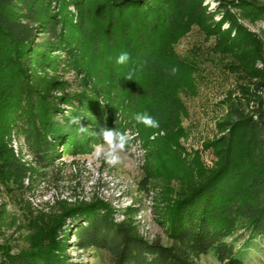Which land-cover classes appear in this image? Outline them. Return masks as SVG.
Listing matches in <instances>:
<instances>
[{
  "label": "trees",
  "instance_id": "trees-1",
  "mask_svg": "<svg viewBox=\"0 0 264 264\" xmlns=\"http://www.w3.org/2000/svg\"><path fill=\"white\" fill-rule=\"evenodd\" d=\"M215 1L216 12L205 0H0L5 186L21 187L27 177L37 182L62 153L81 154L103 142L104 128L162 130L173 145L188 116L185 98L198 92L199 66L176 51L193 28L214 39L208 53L223 59V69L259 80L253 90L241 88L240 97L223 99L226 113L217 124L223 133L202 145L214 157L211 167L198 151L182 157L173 150L167 167L184 166L186 173L168 210L169 245L146 241L128 220L114 222L100 203H82L64 211L76 219L70 235L77 250L104 251L109 264H196L210 251L223 264H242L229 240L239 232L264 233V42L238 23L224 0ZM228 3L242 19L264 21V3ZM122 52L131 57L128 65L116 63ZM129 69L133 80L124 78ZM136 113L158 119L159 127L138 124ZM75 115H83L87 133L65 130ZM14 133L24 138L35 166L8 147ZM0 264H67V257L54 242L17 253L0 248Z\"/></svg>",
  "mask_w": 264,
  "mask_h": 264
},
{
  "label": "rangeland",
  "instance_id": "rangeland-1",
  "mask_svg": "<svg viewBox=\"0 0 264 264\" xmlns=\"http://www.w3.org/2000/svg\"><path fill=\"white\" fill-rule=\"evenodd\" d=\"M230 1L224 0L236 14L238 23L264 42V21L240 18L229 5ZM256 2L264 3V0ZM204 4L208 11H217L215 0H205ZM220 17L216 14L215 20ZM212 44L213 38L205 40L197 28H193L176 45L181 57L199 66L201 77H197V94L185 98L188 116L183 119L182 135L175 138L173 145L168 143L162 130L142 132L136 125L128 124L123 132L128 134L129 143L121 153L120 163L114 167L94 158L93 145L81 154L62 153L55 166L46 170L45 176L37 182L27 177L21 187L0 184V248L17 253L55 242L64 247L67 264H109L108 253L75 247L70 233L76 219L65 216L64 211L66 207L82 203H100L112 211L114 222L128 220L146 241L158 238L163 245H169L168 210L186 173L184 166L167 167L174 159L173 150L180 149L182 157L198 151L200 161L211 167L214 157L211 151L203 150L202 145L223 133L217 126L226 113L223 99L227 94L240 97L241 88L253 90L259 81L240 79L223 69V59L218 60V56L208 53ZM72 76L70 74L69 78ZM8 147L27 164L35 166L21 135L12 134ZM145 177L148 182L144 187ZM229 241L242 264H264V233L239 232ZM196 264L223 263L210 251L201 255Z\"/></svg>",
  "mask_w": 264,
  "mask_h": 264
},
{
  "label": "clouds",
  "instance_id": "clouds-1",
  "mask_svg": "<svg viewBox=\"0 0 264 264\" xmlns=\"http://www.w3.org/2000/svg\"><path fill=\"white\" fill-rule=\"evenodd\" d=\"M131 57L128 52H122L117 58L118 65H128ZM177 69L172 68L171 73L174 75ZM133 70L129 69L125 75L126 80H133ZM83 115H75L68 121L66 131L75 126L77 134H85L89 128L82 126L81 120ZM134 119L138 124H143L147 128H158L159 121L148 113H136ZM95 134V133H94ZM96 135V134H95ZM102 137L103 142L98 143L93 147L92 155L97 160H103L110 166H116L121 161V153H123L129 143V136L125 132L119 131L117 128H104L98 134Z\"/></svg>",
  "mask_w": 264,
  "mask_h": 264
}]
</instances>
